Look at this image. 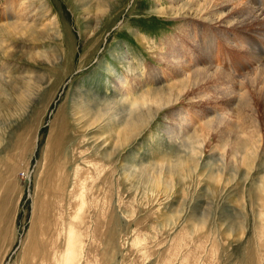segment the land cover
Wrapping results in <instances>:
<instances>
[{
    "label": "rangeland",
    "instance_id": "rangeland-1",
    "mask_svg": "<svg viewBox=\"0 0 264 264\" xmlns=\"http://www.w3.org/2000/svg\"><path fill=\"white\" fill-rule=\"evenodd\" d=\"M223 1L0 0V264H264V0Z\"/></svg>",
    "mask_w": 264,
    "mask_h": 264
},
{
    "label": "bare ground",
    "instance_id": "bare-ground-1",
    "mask_svg": "<svg viewBox=\"0 0 264 264\" xmlns=\"http://www.w3.org/2000/svg\"><path fill=\"white\" fill-rule=\"evenodd\" d=\"M218 1H220V0H218ZM223 1V0H222ZM260 1V0H259ZM224 2V1H223ZM195 4V3H194ZM220 4V3H219ZM16 5H17V2H16ZM208 5V4H207ZM210 5H211V3H210ZM197 6V5H196ZM220 6V5H219ZM224 6H225V4H224ZM223 6V7H224ZM25 7V6H24ZM207 6H205V8H206ZM221 7V6H220ZM220 7H214L215 9L211 12V14L210 13H208L207 15H208V17L210 18V19H212L213 21H215V22H217V23H220V24H223V22H225V21H222L221 20V22H220V16H222L223 14H222V11H221V9H220ZM208 8V7H207ZM246 8H248V7H246ZM245 9V8H244ZM209 10H210V8H209ZM208 10V11H209ZM263 10H264V7L262 6V5H260L259 3H258V6H257V9H254V11H242L243 12V14H241L240 15V17H238V18H241V19H243V21L242 22H237L236 24H243L244 22L246 23V22H249L250 24H251V22H254L256 19H259V17L257 16V14L258 13H264L263 12ZM19 11H20V9H19ZM181 11V10H180ZM204 12V11H203ZM240 12V11H239ZM25 13V12H24ZM205 13V12H204ZM218 13H219V18H217L216 19V15H217V17H218ZM188 15V14H187ZM26 17H27V14L25 15ZM184 16V15H183ZM257 16V17H256ZM26 17H24V18H26ZM178 17V16H177ZM180 17H182L181 15H180ZM207 17V18H208ZM205 18V17H204ZM209 19V20H210ZM238 20H240V19H237V21ZM227 22H229V24H231L230 23V20H227ZM227 22H225V23H227ZM257 23V22H256ZM236 24H231L232 26H236ZM227 25V24H226ZM243 25H245V24H243ZM16 26L17 25H13V24H11V25H9L8 27H9V30H11V29H13V28H16ZM246 26V25H245ZM7 31V30H6ZM185 44V43H184ZM248 44V43H247ZM211 46V44H210V42L208 41L207 43H206V47H210ZM176 47V46H175ZM213 48H214V45H213ZM251 49H249L250 50V55L254 58V60H255V62H257L256 64H258L259 65V67H257V69H256V73L254 74V75H252V74H248V75H246V76H243L242 77V81H240V83H238L237 85L241 88V90H240V92H242V94H241V98L238 100V102H239V104H238V106H237V112H238V110H244V107H245V109H250L251 110V107H256V108H258V106H262V105H264V95H262L263 97L262 98H259V99H256V96H255V101L254 102H252V100L250 99V96H247V94H248V92L246 91L247 89H246V87H248L247 85H249V88H250V86L253 88V90H255L254 88H255V86L257 85H260L263 81V76H264V49L262 50L261 49V47H259V46H257V50H253V48H252V46L250 47ZM188 51V50H187ZM238 52H242V51H238ZM169 55V54H168ZM189 54H187V53H185V55H184V58L183 59H181V57H180V55L178 54V56L176 55V57L175 58H170V57H168V60L170 61L169 62V64H171V67H173V68H177V69H180L179 70V72L181 73V76L182 75H185L186 77H187V79L193 84H191L192 86L191 87H193V86H197V85H200L201 86V83H202V85H203V83H206V85H207V83H209V78H212L211 77V72H210V69H202V68H198V69H192V68H190V63L188 62V58H189V56H188ZM249 56V55H248ZM185 59H187V61L185 62V61H182V60H185ZM166 60V59H165ZM167 61V60H166ZM212 61V60H211ZM234 61H236V57H234ZM233 64V63H232ZM2 66L4 65V63H2L1 64ZM234 65V64H233ZM168 66V65H167ZM170 68V67H169ZM214 69V68H213ZM216 72H215V75L217 76V78H218V81H220V80H223L222 78H224V81L228 84L227 86L229 87V89H230V91L232 92V90L231 89H233L235 86H236V76L234 77V76H232V74L231 73H227V72H225V71H222L221 69L219 70V69H217V67H216ZM187 71H190V73L188 74V72ZM229 72V71H228ZM176 74H179V73H176ZM231 74V75H230ZM4 78H3V76L2 75H0V87H1V83H2V86L4 87V82H2V80H3ZM214 80V79H213ZM4 81V80H3ZM185 81V80H184ZM211 82H212V80H210ZM217 81V82H218ZM187 82V81H186ZM215 82V81H214ZM216 82V83H217ZM244 82H246V84L244 83ZM185 83V82H184ZM225 83V84H226ZM189 84V83H188ZM212 84V83H211ZM218 84V83H217ZM223 84V83H222ZM178 85H180V84H178ZM205 85V86H206ZM241 85V86H240ZM204 86V85H203ZM222 86V85H221ZM123 87V86H122ZM190 87V86H189ZM199 87V86H198ZM202 87V86H201ZM201 87H199V88H201ZM263 87H264V85H263ZM180 88V87H179ZM183 88V85H182V87H181V89ZM184 88H185V85H184ZM187 88V87H186ZM206 88H207V86H206ZM226 88V87H225ZM248 88V89H249ZM198 89V88H197ZM204 89V88H203ZM216 89H217V87H216ZM246 89V90H245ZM175 90V89H174ZM189 90V89H188ZM155 91H157V90H155ZM235 91V90H234ZM173 93H174V91H172ZM183 92V91H182ZM255 92H256V90H255ZM153 93V92H152ZM172 93V94H173ZM251 93V92H250ZM177 94V93H176ZM173 95V97L174 96H177V95ZM217 94V93H216ZM252 94V93H251ZM251 94H249V95H251ZM253 94H254V92H253ZM252 94V95H253ZM153 95V94H152ZM151 95V93H149V92H146V93H144V94H142V96H141V101L140 102H143L144 104V107L146 106H148L149 108H147L148 109V111L149 112H151V110H152V108L153 107H156L157 108V110H158V112H160L161 110H165V109H167V108H170V107H174V106H176V105H178V103L177 102H179V98H174V99H170L169 98V100H164L163 98H159V99H156V98H153V97H155V96H152ZM181 95V94H180ZM180 95H178L179 97H180ZM231 96L228 98V102L229 103H227L228 105H233L234 103H236V101H234L235 100V98H234V100L232 99V97H233V95H234V93L232 92L231 94H230ZM240 95V94H239ZM161 96H163V95H161ZM136 97H138V96H136ZM158 97V96H157ZM172 97V98H173ZM167 98V97H166ZM137 99V98H136ZM135 100V99H134ZM207 100V99H206ZM223 100H224V98H223ZM136 101V100H135ZM209 101V100H208ZM211 101V100H210ZM139 102V103H140ZM138 102H137V104H139ZM130 104H132V103H130ZM134 104H135V102H134ZM142 105V104H141ZM110 106V105H109ZM134 106H136V105H134ZM138 106H140V105H138ZM137 107V106H136ZM136 107H133V108H135L136 109ZM131 110H132V108H131ZM138 111V110H137ZM240 111V112H241ZM247 111V110H246ZM252 111V110H251ZM133 112V111H132ZM140 112V111H139ZM143 112H144V110H143ZM158 112H157V114H158ZM244 112H245V110H244ZM144 114V113H143ZM142 114V115H143ZM157 114L155 115V116H157ZM139 115H141V112L139 113ZM139 115H137V116H139ZM154 115V114H153ZM153 115H149V113H148V115H147V118H148V120L150 119H152L153 120V118L155 117H153ZM144 116V115H143ZM240 116V115H239ZM243 116V115H242ZM241 116V117H242ZM246 116V115H245ZM244 116V117H245ZM253 116V115H252ZM252 116H249V119H254ZM134 117V116H133ZM132 117V118H133ZM252 117V118H251ZM131 118V119H132ZM135 118L136 119H138V120H136V123H134L133 122V124L135 125L134 127H141L145 122H146V119L143 117H136L135 116ZM134 118V119H135ZM133 119V120H134ZM248 120V119H247ZM221 121H224V119L222 118L221 119ZM253 123H252V125L254 124V122H256L255 120L254 121H252ZM140 123H142V124H140ZM229 123V122H228ZM251 123V122H250ZM129 126H131V125H129ZM258 126V125H257ZM207 127V129L205 130V135L207 136V135H209V132H211L212 130H209L208 129V126H206ZM260 127V126H259ZM258 127V128H259ZM254 128V127H253ZM255 128H256V125H255ZM257 128V129H258ZM241 130H243V128L241 127L240 128ZM136 130V129H135ZM209 130V131H208ZM254 130H256V129H254ZM138 131V130H137ZM257 133V132H256ZM244 134V133H243ZM241 136V135H240ZM127 137H129V135H127ZM127 137H126V139H127ZM130 139V138H129ZM190 141V140H189ZM203 141V140H202ZM196 144V140H195V143L193 142V145H195ZM199 144H201V143H199ZM196 147V146H195ZM243 147L245 148V149H247L248 147H251L252 149L254 148V147H256V149H255V152L256 151H258V149L260 148L259 147V145H258V143L256 142V141H254V137H248L247 139H245L244 138V144H243ZM193 148V147H192ZM258 148V149H257ZM188 149V148H187ZM190 150V149H189ZM188 150V151H189ZM195 150L194 149H192V151L191 152H194ZM189 154V153H188ZM192 154V153H191ZM196 155V154H195ZM252 155V154H251ZM253 155H255V154H253ZM193 157V156H192ZM66 179V178H65Z\"/></svg>",
    "mask_w": 264,
    "mask_h": 264
}]
</instances>
